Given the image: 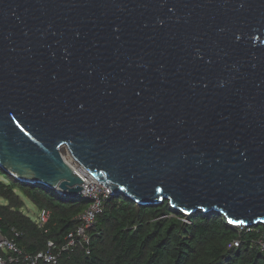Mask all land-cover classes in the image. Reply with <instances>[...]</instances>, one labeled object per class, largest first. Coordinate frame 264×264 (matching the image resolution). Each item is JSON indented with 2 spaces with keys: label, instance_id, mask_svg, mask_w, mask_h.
<instances>
[{
  "label": "water",
  "instance_id": "obj_1",
  "mask_svg": "<svg viewBox=\"0 0 264 264\" xmlns=\"http://www.w3.org/2000/svg\"><path fill=\"white\" fill-rule=\"evenodd\" d=\"M264 225V0H0V167Z\"/></svg>",
  "mask_w": 264,
  "mask_h": 264
},
{
  "label": "trees",
  "instance_id": "obj_2",
  "mask_svg": "<svg viewBox=\"0 0 264 264\" xmlns=\"http://www.w3.org/2000/svg\"><path fill=\"white\" fill-rule=\"evenodd\" d=\"M0 175V227L27 252L43 250L49 239L63 244L90 204L83 195L21 182L1 167ZM23 197L51 210L46 229L25 212ZM89 234L90 253L77 247L63 251L57 263L40 264H264L256 233L240 230L218 211L187 214L169 200L139 203L114 192Z\"/></svg>",
  "mask_w": 264,
  "mask_h": 264
},
{
  "label": "built area",
  "instance_id": "obj_3",
  "mask_svg": "<svg viewBox=\"0 0 264 264\" xmlns=\"http://www.w3.org/2000/svg\"><path fill=\"white\" fill-rule=\"evenodd\" d=\"M72 161L69 163L83 180V191L81 195L90 199L89 206L80 216L79 224L68 233L63 244L59 245L55 240L49 239L46 247L37 253H31L24 250V248H22L14 238L4 234L3 229L0 227V264H40L41 262L57 263L63 251H68L77 247H83L86 249L87 253H90L89 244L91 242V237L89 229L95 224L97 214L102 211L104 200L114 192L110 189V186H105L100 183L82 165L75 162L73 158ZM51 216L52 212L50 209H39V214L35 222L40 228L46 229L47 224L51 220ZM235 226H237L240 230L256 233V244L264 253V225L256 227L241 224ZM236 244H238V242H236Z\"/></svg>",
  "mask_w": 264,
  "mask_h": 264
},
{
  "label": "rangeland",
  "instance_id": "obj_4",
  "mask_svg": "<svg viewBox=\"0 0 264 264\" xmlns=\"http://www.w3.org/2000/svg\"><path fill=\"white\" fill-rule=\"evenodd\" d=\"M62 151H63L62 154H63L64 158L67 161L71 162L70 161L71 159H69L65 155L66 154L65 152H68V150L66 148H63ZM0 178H1V175H0ZM23 198H24V200L26 202V206L24 208L25 212L27 214H29L33 218V220H36L37 216L39 214V208L30 199H28L27 197H23ZM0 202H5V201H4V199L0 198Z\"/></svg>",
  "mask_w": 264,
  "mask_h": 264
},
{
  "label": "bare ground",
  "instance_id": "obj_5",
  "mask_svg": "<svg viewBox=\"0 0 264 264\" xmlns=\"http://www.w3.org/2000/svg\"><path fill=\"white\" fill-rule=\"evenodd\" d=\"M63 152V151H62ZM66 154V156L69 158V159H71V161H72V157H71V155L69 154V152H65ZM69 162V161H68ZM73 162V161H72Z\"/></svg>",
  "mask_w": 264,
  "mask_h": 264
}]
</instances>
